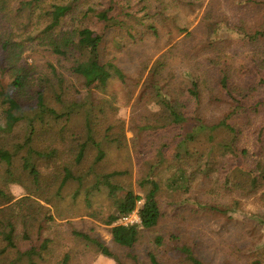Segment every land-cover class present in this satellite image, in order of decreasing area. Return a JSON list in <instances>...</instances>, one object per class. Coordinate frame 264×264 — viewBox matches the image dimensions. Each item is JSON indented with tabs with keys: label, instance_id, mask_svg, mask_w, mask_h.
<instances>
[{
	"label": "trees",
	"instance_id": "trees-1",
	"mask_svg": "<svg viewBox=\"0 0 264 264\" xmlns=\"http://www.w3.org/2000/svg\"><path fill=\"white\" fill-rule=\"evenodd\" d=\"M172 2L194 11L205 0ZM229 3L239 11L229 15L220 0H207L195 26L177 24L176 31L170 29L162 47L180 37L153 61L133 96L149 58L140 59L137 75L127 77L115 59L104 57V47L112 29L116 49L124 46L115 41L118 32L132 42L157 38L159 30L145 6L118 0H0V80L10 78L5 84L0 81V264H44L54 253L45 233L55 223L42 210L48 208L29 196L12 201L9 185L20 184L49 203L45 194L59 195L69 181L81 183L91 169L85 154L88 141L98 147L91 161L95 163L104 156L96 138L102 135L105 143L123 150L127 130L132 132L138 186H147L143 197L111 181L127 171L102 172L91 185L106 188L118 215L143 200L137 226L111 225L117 217L113 214L105 219L115 244L133 249L139 231L158 224L162 215L155 170L169 157L174 166L167 186L181 191L184 199H194L198 211L219 216L223 227L239 223L241 245H235V252L248 255L247 264L253 259L264 264V0ZM137 26L147 31L138 32ZM244 46L250 49L247 60L234 67L232 52ZM182 66L178 75L176 68ZM113 80L123 86V104L130 106L127 126L117 117V92L100 101L92 96L95 99L84 103L83 128L69 125L82 87L94 85L91 95L106 92ZM24 95L32 105H22ZM202 131L210 139L219 131L218 139L207 150L189 148L187 142ZM244 135L249 136L248 145L242 142ZM233 164L242 172L238 186L228 189L224 175ZM245 198L253 199L256 207L245 210ZM89 231L73 234L97 253L118 260ZM161 241L155 237L156 244ZM179 252L188 264H204L188 245H181ZM147 257L150 264H161L153 252ZM67 262L63 254L58 264Z\"/></svg>",
	"mask_w": 264,
	"mask_h": 264
},
{
	"label": "rangeland",
	"instance_id": "rangeland-1",
	"mask_svg": "<svg viewBox=\"0 0 264 264\" xmlns=\"http://www.w3.org/2000/svg\"><path fill=\"white\" fill-rule=\"evenodd\" d=\"M118 1L124 4H131L133 7L137 5L145 6L147 14L151 16V22L156 25L160 34L157 38L146 36L142 42H132L127 40L122 32H118L120 35L117 37L121 38L115 37V41L124 46L120 49H116L111 38L116 35V30L112 29L108 33L110 38L104 47V57L115 59V61L124 68L127 77L133 78L134 75H137L136 72L140 67V59L149 58L148 66L142 74L138 86L133 91V96H135L146 79L153 61L180 37H176L170 44L162 47L164 42L168 39V32L170 29L176 31L177 24H189V29L195 26L198 23V19L204 10L203 8L207 0H205L202 7L196 8L194 11H190L187 7L176 8L172 0H142L140 4H135L137 0ZM170 2L171 5L169 4ZM164 3L168 4L166 8ZM220 5L222 10L229 15L239 11L234 4L229 3V0H220ZM162 8H164V14L157 15L156 11ZM174 18H176L178 22L172 23ZM131 21L133 20L130 19L128 23ZM69 22L71 24L74 23L73 20ZM136 29L138 32L142 33L147 31V29L142 26H137ZM235 50L236 51L232 52L233 49H228V52L233 53L231 59L234 67H238L246 62L247 54L250 49L248 46H244L238 47V49ZM27 60L30 62L31 59L28 57ZM191 62L194 61L192 60ZM184 68L185 66L176 68V73L179 75ZM0 81L5 84L10 81V78L8 75H5ZM94 87V85L82 87L81 91L75 96L78 105L73 108V113L71 112V121L69 125L80 127L83 115L82 112L85 107L84 103L90 99H95L92 98V96H97L100 101L111 99L110 94L117 92L118 100L115 104L117 105V117L123 120L127 126L130 106L123 104L125 92L121 83L117 80H113L109 82L106 92L96 90L95 94L93 93L91 95L89 89H93ZM20 100H22V105L26 107L33 103L30 96L26 95L21 96ZM55 104L58 110H62L61 104L58 102ZM82 128L83 124L81 125V129ZM213 135V139H210L208 132L202 131L197 138L188 141L187 146L192 149L207 150L213 145L214 141L218 139L219 131H214ZM125 136L127 144L126 149L123 150H116L114 145L109 143L110 146L102 140V135L98 136L96 141L101 142L99 143V147L104 152V156L95 163L91 161L95 159L98 147L92 144L91 141H88L85 154L89 163H91L89 164L91 169L85 174L81 183L76 180L69 181L62 188L59 195H54L53 192L45 194L47 197H50L49 203L35 196L20 184L13 183L9 185L10 191L14 197L12 201L22 196L32 197L46 206L48 210H46V208L42 210L47 211L55 220V223H51L50 228L45 232L49 234L51 239L50 245L53 247L54 253L44 264H58L63 254L68 255L67 264H150L147 257L148 252H153L161 264H188L183 254L179 252V247H181V245L190 246L204 264H247L248 255L244 256L241 253L235 252V245H241V241H239L241 237L237 231L239 223H237L236 226L228 225L223 227L220 225L222 222L219 216L198 211L194 199H184L181 191H173L167 186L168 175L171 167L174 166L169 157H166L164 162L155 170V176L160 181V188L156 196L162 215L158 224L151 229L140 230L138 241L135 243L133 249L119 246L112 241L109 227L113 225V223L107 225L104 221L108 215L113 214L116 216L118 214L114 208L112 198L107 194L106 188L99 186L98 189H94L91 187L93 182L102 172L113 170L127 171L128 173L116 175L111 181L122 185L125 187L124 189L131 188L134 193L140 197H143L147 189V186H138L137 168L129 141L132 132L127 130ZM248 140L249 136H242V142L247 144ZM240 172H242V169L238 164H233L232 168L226 172L224 179L228 189H234L238 186V175ZM28 188L32 190L30 186H28ZM124 189L117 190L115 196L122 195ZM76 190L78 191L77 193H75ZM255 207L253 199H244L243 208L245 210L254 209ZM18 214L19 212L16 211L15 215ZM232 222H234V219H232ZM90 229L91 231H89ZM84 230H88L91 235L99 236L116 254L118 260L97 253L93 248L85 245V242L81 240V238L73 234V231ZM156 236L161 237V244H156ZM233 241H237L238 244H232ZM129 254H132V256ZM261 262H259L258 259H253L250 264H259Z\"/></svg>",
	"mask_w": 264,
	"mask_h": 264
},
{
	"label": "built area",
	"instance_id": "built-area-1",
	"mask_svg": "<svg viewBox=\"0 0 264 264\" xmlns=\"http://www.w3.org/2000/svg\"><path fill=\"white\" fill-rule=\"evenodd\" d=\"M143 200L140 198L136 200L135 207L126 214L117 215L113 225L121 226H137L140 224L139 209L141 208Z\"/></svg>",
	"mask_w": 264,
	"mask_h": 264
}]
</instances>
